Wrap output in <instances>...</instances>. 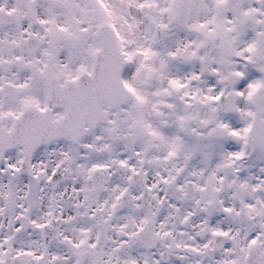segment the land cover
Returning a JSON list of instances; mask_svg holds the SVG:
<instances>
[{
  "label": "snow or ice",
  "instance_id": "obj_1",
  "mask_svg": "<svg viewBox=\"0 0 264 264\" xmlns=\"http://www.w3.org/2000/svg\"><path fill=\"white\" fill-rule=\"evenodd\" d=\"M0 264H264V0H0Z\"/></svg>",
  "mask_w": 264,
  "mask_h": 264
}]
</instances>
